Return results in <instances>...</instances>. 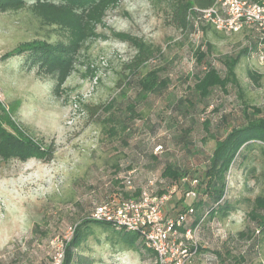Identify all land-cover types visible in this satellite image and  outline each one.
<instances>
[{"label": "rangeland", "instance_id": "374dc122", "mask_svg": "<svg viewBox=\"0 0 264 264\" xmlns=\"http://www.w3.org/2000/svg\"><path fill=\"white\" fill-rule=\"evenodd\" d=\"M86 3L64 4L68 12L80 13ZM259 36L255 28L228 35L212 28L182 31L168 25L150 0H114L54 94V81L37 78L15 52L64 42L65 30L44 23L29 7L0 14V106L14 121L17 136L38 148L0 157V264H50L69 229L93 207L126 199L123 178L128 171H136L135 189L148 177L160 182L166 164L200 175L213 137L241 126L245 105L259 109L264 118ZM207 43L213 56L206 62L221 75L225 56L246 53L235 68L238 88L229 84L203 99L194 92L205 69L196 51ZM141 54L147 61L137 66ZM248 70L260 76L259 85L248 78ZM151 71L167 87L143 100L138 82ZM100 105L91 114V107ZM158 145L162 151L154 153ZM190 179L171 192L166 205L170 214L192 204L187 196L193 190ZM263 193L264 153L256 148L228 174L227 215L204 217L198 224L200 252L192 264H264V236L248 216L255 197ZM109 236L114 237L112 231L94 230L81 250V264H155L147 250H116Z\"/></svg>", "mask_w": 264, "mask_h": 264}, {"label": "trees", "instance_id": "16d2710c", "mask_svg": "<svg viewBox=\"0 0 264 264\" xmlns=\"http://www.w3.org/2000/svg\"><path fill=\"white\" fill-rule=\"evenodd\" d=\"M67 0H0V14L15 12L22 8L29 7L35 16L44 23L59 26L66 32L64 42L54 46L31 45L15 52V55L23 57L24 64L28 70H35V75L40 80L50 78L54 81L53 93L57 94L65 84L74 68L77 51L82 44L92 35L93 26L99 24L104 18L105 12L111 8L114 0H83L86 5L79 8L78 12H68L65 8ZM216 0H150V3L160 8L161 14L168 25L185 31L188 29L202 31L211 28L203 27L198 20L197 10L208 9L214 5ZM72 13V14H71ZM114 36L129 40L127 36L115 34ZM212 47L209 43L201 50L197 49L198 64H205L201 76L196 78L194 92L205 99L214 89L225 90L231 84L238 88L235 76V68L240 61L243 50L235 57L225 56L221 62L225 73L221 75L216 69L206 62V58L212 57ZM143 54V53H142ZM139 56H143V55ZM136 57L137 66L143 65L147 59ZM248 78L259 85L260 76L248 70ZM158 79V80H157ZM138 97L145 100L149 94L161 93L166 87V82L159 79L154 71H151L138 82ZM109 106H111L109 104ZM100 106L91 107V114L98 113ZM131 108V107H130ZM252 109L251 113L248 110ZM261 111L245 105L243 107L244 123L241 126L233 127L219 138L213 137L214 146L207 159V163L199 173L188 172L186 169H179L172 164H166L161 172V181L157 183V194H163L168 187H177L178 183L191 178L195 180L193 190L197 195L192 204L184 207L183 210L175 211V215L186 213L188 209L193 214L188 218L185 229L198 225L204 217L212 219L217 215H227L229 205L225 201L227 177L239 160H245L246 154L259 148L264 153V118L259 117ZM0 106V157L3 160L19 156L18 149L24 152H32L38 148L25 137L17 136L15 123ZM51 150V147H47ZM199 171V170H198ZM160 191V192H159ZM139 195V189L128 191L124 194L126 199L135 198ZM195 211V212H194ZM91 212V211H90ZM88 216L74 225L72 234L68 241H64L62 264H81V250L85 247L88 236L94 230L112 231L109 236L110 244L118 251H132L138 253L140 248L147 250L145 243L132 232L118 228L113 224L94 221ZM249 218L257 223L258 233L264 236V193L255 197L253 208L248 213ZM246 233L240 232L239 236ZM117 245V246H116ZM198 252L200 249L198 248ZM152 256H155L151 252ZM196 259V258H195ZM194 259V260H195ZM87 260V259H86ZM233 262L231 264H235Z\"/></svg>", "mask_w": 264, "mask_h": 264}, {"label": "built area", "instance_id": "2783aa9c", "mask_svg": "<svg viewBox=\"0 0 264 264\" xmlns=\"http://www.w3.org/2000/svg\"><path fill=\"white\" fill-rule=\"evenodd\" d=\"M196 12L202 25L226 35L255 28L260 34L256 55L259 62L264 63V0H216L212 7ZM161 151V145L154 148V153ZM135 172V169L128 171L123 178V184L129 191L135 190ZM157 183L156 178L148 177L139 188L137 197L96 205L89 218L135 233L154 254L155 264H192L199 255L196 238L198 225L186 229L185 225L193 210L189 208L180 215L168 214L166 205L174 187L159 195ZM195 183V180L191 181L193 187ZM187 196L194 199L196 193L191 190ZM72 231L73 228H70L64 241L69 240ZM64 241L50 264H62Z\"/></svg>", "mask_w": 264, "mask_h": 264}, {"label": "crops", "instance_id": "0c3cea01", "mask_svg": "<svg viewBox=\"0 0 264 264\" xmlns=\"http://www.w3.org/2000/svg\"><path fill=\"white\" fill-rule=\"evenodd\" d=\"M166 212H167V210H166ZM168 214H170L169 212H167Z\"/></svg>", "mask_w": 264, "mask_h": 264}]
</instances>
